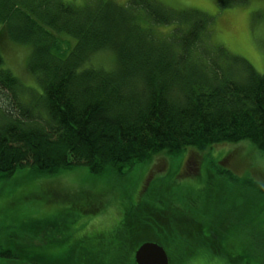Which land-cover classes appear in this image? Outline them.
Masks as SVG:
<instances>
[{"label": "trees", "instance_id": "obj_1", "mask_svg": "<svg viewBox=\"0 0 264 264\" xmlns=\"http://www.w3.org/2000/svg\"><path fill=\"white\" fill-rule=\"evenodd\" d=\"M217 1L219 8L234 3ZM210 27L205 13L157 0H0V179L24 167L35 175L79 165L95 175L120 174L157 154L243 140L264 153V74L211 44ZM9 44L30 47L26 67L39 88L4 67ZM102 52L113 57L108 68L95 63ZM150 211L138 210L137 226L131 209L110 235L114 243H105L102 252L115 256L109 264H134V250L146 240L178 249L172 242L202 246L211 239L203 225L190 227L193 216L164 218L165 211ZM57 221H36L33 231L7 237L0 244L1 264L72 262V255L44 251L64 242ZM91 249L79 254L106 264Z\"/></svg>", "mask_w": 264, "mask_h": 264}, {"label": "rangeland", "instance_id": "obj_2", "mask_svg": "<svg viewBox=\"0 0 264 264\" xmlns=\"http://www.w3.org/2000/svg\"><path fill=\"white\" fill-rule=\"evenodd\" d=\"M63 1L83 5L88 0ZM112 1L125 4L128 0ZM157 1L211 17V44L223 46L264 74V0H234L225 8H219L217 0ZM29 55V46L9 44L2 57L5 68L24 85L36 89L38 82L26 67ZM110 55H96L95 63L108 68L113 58ZM257 184L264 186V153L248 140L220 143L203 151L187 148L177 156L157 154L120 174L107 171L95 175L79 165L55 174L35 175L24 167L0 179V244L9 236L33 231L36 221L57 218L64 242L57 247L46 245V253L53 250L63 257L72 255L73 261L66 264H92L84 251V255L79 254L81 249L92 248V253L99 252L96 261L109 264L116 258L104 255L103 247L114 243L110 235L129 211L132 209L139 226L138 210L144 214L154 208L165 211L164 218L170 213L179 218L193 216L190 227L201 224L206 228L204 235L211 237V242L202 246L195 240H189L191 246L172 242L176 249L170 243L165 249L174 264H259L264 256V192L259 193ZM147 215L148 219L157 217ZM225 229L229 231L224 233ZM181 248L187 256H181ZM126 259L125 253L124 262ZM45 262L55 264L47 258Z\"/></svg>", "mask_w": 264, "mask_h": 264}, {"label": "water", "instance_id": "obj_3", "mask_svg": "<svg viewBox=\"0 0 264 264\" xmlns=\"http://www.w3.org/2000/svg\"><path fill=\"white\" fill-rule=\"evenodd\" d=\"M134 264H169V257L162 245L154 241H143L133 253Z\"/></svg>", "mask_w": 264, "mask_h": 264}, {"label": "flooded vegetation", "instance_id": "obj_4", "mask_svg": "<svg viewBox=\"0 0 264 264\" xmlns=\"http://www.w3.org/2000/svg\"><path fill=\"white\" fill-rule=\"evenodd\" d=\"M169 264H170V261H169Z\"/></svg>", "mask_w": 264, "mask_h": 264}]
</instances>
